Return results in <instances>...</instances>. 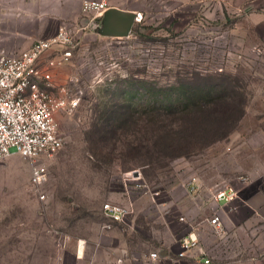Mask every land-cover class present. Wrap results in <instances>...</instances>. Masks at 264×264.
I'll list each match as a JSON object with an SVG mask.
<instances>
[{"label":"rangeland","instance_id":"rangeland-1","mask_svg":"<svg viewBox=\"0 0 264 264\" xmlns=\"http://www.w3.org/2000/svg\"><path fill=\"white\" fill-rule=\"evenodd\" d=\"M141 1L140 35L87 27L73 59L52 71L54 97L80 104L57 113L64 144L43 159L47 181L34 186L33 162L17 155L0 166V264H76L79 239V264H90L89 250L114 243L105 229L127 227L104 216L108 202L132 204L135 222L152 231L165 208L190 218L192 181L204 198L264 181V0ZM242 102L237 126L199 151L170 153L157 141L162 121L206 127L224 119L209 114L216 104Z\"/></svg>","mask_w":264,"mask_h":264},{"label":"crops","instance_id":"crops-1","mask_svg":"<svg viewBox=\"0 0 264 264\" xmlns=\"http://www.w3.org/2000/svg\"><path fill=\"white\" fill-rule=\"evenodd\" d=\"M85 1H104L108 9L125 12L144 11L139 7L141 0H0V45L9 53H20L35 41L55 35L63 25L82 28L81 31L87 27L93 30L95 19L102 16L84 14ZM235 189L238 198L229 204L215 202L211 191L206 198H194L190 194V218L171 219L165 208L168 204L163 203L166 211L152 231H144L135 222V210L132 204H127L132 206L133 213L125 231L105 229V236L114 243L107 247L96 244L93 251L89 250L90 264H117L122 256L124 264H173L171 258L180 250V241L192 231L199 234V247L190 250L178 264H264V181L259 176L252 177L248 184ZM215 214L221 220L220 233L210 223ZM175 224L184 226L186 232L179 234ZM13 251L18 249L8 250ZM152 252H157L159 258L151 260ZM73 259L79 264L83 257L74 255ZM57 263L65 264L62 256Z\"/></svg>","mask_w":264,"mask_h":264},{"label":"built area","instance_id":"built-area-1","mask_svg":"<svg viewBox=\"0 0 264 264\" xmlns=\"http://www.w3.org/2000/svg\"><path fill=\"white\" fill-rule=\"evenodd\" d=\"M108 10L104 1H85L83 12L94 18L103 16ZM142 21L138 13L137 22ZM82 28L63 25L58 32L46 39L35 41L30 48L20 53H9L0 45V166L14 155L33 162L31 182L40 187L47 181V167L44 158L56 155L63 148V138L57 121L59 111L72 113L80 104V99L57 100L52 94V71L73 59L80 45L79 33ZM190 193L194 198L201 197L202 188L197 181L190 182ZM44 199L45 194H40ZM215 202L229 204L238 198L237 190L232 186L211 191ZM133 213L131 205L106 203L103 214L113 223L128 224ZM210 223L218 233L221 232V220L215 214ZM199 234L190 232L180 241V250L172 257L178 264L187 253L199 247ZM86 241L79 239L76 256L83 257ZM151 260L159 258L157 252L149 254ZM124 264V256L117 260Z\"/></svg>","mask_w":264,"mask_h":264},{"label":"trees","instance_id":"trees-1","mask_svg":"<svg viewBox=\"0 0 264 264\" xmlns=\"http://www.w3.org/2000/svg\"><path fill=\"white\" fill-rule=\"evenodd\" d=\"M133 33L140 35L139 28L134 29ZM242 104L243 102L241 103V106L216 104L214 110L210 111L209 114H211V112L213 114L218 113L220 116H223L224 119L218 117L216 121H212V123L208 124L206 127L190 124L187 126L179 125L177 128H174L173 126L166 124L165 121H162V124H160L159 127L161 130L160 133H162L163 136L159 137L157 141L162 145L164 151H169L170 153L177 152V154H179L181 152V155H185L189 152L199 151L204 146L210 145L220 139H224L229 135L244 116L245 110L244 104L243 106ZM222 105L225 106H223V111L221 110ZM188 132H190V136L187 135ZM198 134L200 135L198 136ZM202 134H204V136ZM183 142L186 146L181 147Z\"/></svg>","mask_w":264,"mask_h":264},{"label":"water","instance_id":"water-1","mask_svg":"<svg viewBox=\"0 0 264 264\" xmlns=\"http://www.w3.org/2000/svg\"><path fill=\"white\" fill-rule=\"evenodd\" d=\"M138 13L125 12L109 8L101 18H97L92 25L93 30L101 36L123 38L132 34ZM137 172H135L136 174Z\"/></svg>","mask_w":264,"mask_h":264}]
</instances>
